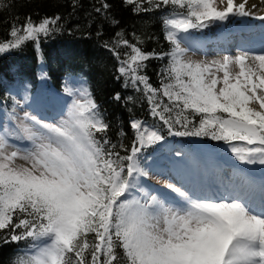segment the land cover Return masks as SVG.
<instances>
[{"label": "snow or ice", "instance_id": "obj_1", "mask_svg": "<svg viewBox=\"0 0 264 264\" xmlns=\"http://www.w3.org/2000/svg\"><path fill=\"white\" fill-rule=\"evenodd\" d=\"M125 2L138 12L171 9L163 21L171 50L145 53L123 40L132 54L126 53L119 68L134 87L143 85L152 115L168 135L224 141L241 163L264 166V52L194 62L182 46L187 39L182 34L253 16L256 5L249 6V0H147L144 8L143 0ZM59 19L36 24L28 18L20 28L13 26L14 39L0 43V53L38 42ZM165 57L157 89L141 72L149 58ZM161 95L167 104L157 102ZM14 113L17 136L31 144L23 151L12 148L0 134V230L8 231L5 242L32 241L30 254L17 264H264V196L257 208L244 195L197 196L166 181L176 197L169 202L140 186V178L150 175L141 163L143 152L166 139L159 129L132 121L135 139L122 156L116 145L108 147L109 126L90 93L75 96L55 123L26 111L22 117ZM18 159L25 164L17 166Z\"/></svg>", "mask_w": 264, "mask_h": 264}, {"label": "trees", "instance_id": "obj_2", "mask_svg": "<svg viewBox=\"0 0 264 264\" xmlns=\"http://www.w3.org/2000/svg\"><path fill=\"white\" fill-rule=\"evenodd\" d=\"M102 3H107L108 9H103ZM0 4L3 5L0 6V43L13 40L10 35L13 26L20 28L28 18L36 24L45 18H60L53 31L41 34L38 42L28 41L0 53V112H11L14 108L12 87L28 88V93H43L50 88L62 92L71 77L85 82L109 126L108 147L116 145L115 151L122 156L135 139L136 133L131 127L134 120L159 129L166 139L174 137L168 135L162 121L153 117L143 85L134 87L119 72L121 62L128 58L126 53L132 54L123 40L145 53L171 50L163 23L171 14L170 8L138 12L125 0H0ZM142 7H149L147 0H143ZM97 8L101 11L97 12ZM144 63L146 68L141 74L159 89L161 71L168 64V58H149ZM159 99L168 103L167 97L161 95L157 102ZM175 137L191 146L203 143L219 148L226 144L208 137ZM6 235L7 230H0V264H17L30 242L10 239L5 242Z\"/></svg>", "mask_w": 264, "mask_h": 264}, {"label": "rangeland", "instance_id": "obj_3", "mask_svg": "<svg viewBox=\"0 0 264 264\" xmlns=\"http://www.w3.org/2000/svg\"><path fill=\"white\" fill-rule=\"evenodd\" d=\"M242 18L243 17H233L229 21L216 22L210 24L207 28L199 30L193 29L189 34H182L187 35V39L182 41V46L188 48L186 58L194 62H212L221 60L224 56H236L245 52L244 49L248 50V48L241 43L244 41L242 38L236 40V37H232L230 38L232 39L231 42L237 44V48L240 49L229 53H203V51L195 50V48L202 45L198 42L199 40L191 39V34L201 32L204 36L214 35L209 37L212 38L209 42L217 41V36L223 33L222 31L224 28L227 27L228 30L233 29V31L234 29H240V26L242 27ZM229 26L231 28H229ZM246 30L248 35H250V33L256 36L258 35V33L254 32L252 27ZM259 33L264 35V32ZM252 39L255 40L257 44H264V38L262 40ZM237 45L234 46L236 47ZM222 46H224V44H222ZM217 51H221V49ZM231 70L233 72H238L239 68L233 65L231 66ZM218 75L222 76L223 73H219ZM28 90V88L20 89L18 87H12V93L16 102L14 114L17 117H22L23 113L26 111L49 123H55L66 115L67 107L75 96H78L82 92L89 93L83 82L73 78H69L65 84L64 91L68 93L65 97L68 99L70 98L69 100L62 97L65 93L61 94L55 91H46L45 94L40 92L28 93ZM69 93H72L73 97L69 95ZM12 115L13 112H0V134L8 138L12 148H19L22 151L26 150L31 147V144L17 136L16 121L12 119ZM233 143L242 142L234 141ZM177 152L181 153V155H176ZM141 163L142 166L149 171L150 175L140 178V186L147 189L152 195H157L165 201L171 202L176 199L175 194L165 188L164 184L166 181L184 187L198 195L200 193L204 195L203 191L208 190L206 196L210 194L213 198L228 196V193L231 191L234 195H244L248 198L249 195H252L251 202L256 206L258 202L261 203V198L264 196V185H260V188L251 186V181L255 182L256 180L254 177L256 176L263 180L259 181L264 182V166L241 163L232 155L228 144L218 149H213L207 144H200L199 146L195 144L191 146L184 142V140L174 136L170 139H165V141L160 144L147 148L143 152ZM24 164L25 161L23 160L18 159L16 161L17 166ZM248 178H252L251 181H249ZM239 186H241L240 189ZM228 187L230 188L227 193ZM245 189L247 193L243 194ZM254 192L259 194L258 197H256L257 200H255ZM133 194L139 195L135 190ZM29 242V246L23 249L21 257L30 254L32 241L29 240Z\"/></svg>", "mask_w": 264, "mask_h": 264}, {"label": "bare ground", "instance_id": "obj_4", "mask_svg": "<svg viewBox=\"0 0 264 264\" xmlns=\"http://www.w3.org/2000/svg\"><path fill=\"white\" fill-rule=\"evenodd\" d=\"M255 4L256 8L252 9V11L255 13V15L250 16V17H243L242 18V27L240 26V32L245 31L247 28L252 27L254 29V32L259 33V32H264V20H260L257 17L260 15H264V3L261 2V0H249V6ZM229 28H231L229 26ZM231 32L233 29H229ZM237 29H234L233 32H236ZM239 32V33H240ZM246 34L247 30L245 31ZM255 180H261L259 177H254ZM263 181V180H261ZM256 182V181H255Z\"/></svg>", "mask_w": 264, "mask_h": 264}]
</instances>
